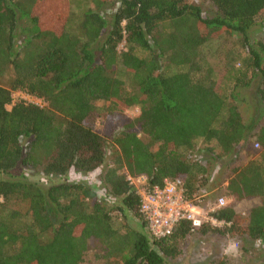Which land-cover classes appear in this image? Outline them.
<instances>
[{"label": "trees", "instance_id": "1", "mask_svg": "<svg viewBox=\"0 0 264 264\" xmlns=\"http://www.w3.org/2000/svg\"><path fill=\"white\" fill-rule=\"evenodd\" d=\"M263 13L264 0H89L78 14L70 0H0V264H81L89 251L165 264L194 232L264 242V38L250 36ZM250 86L260 111L247 118ZM18 90L44 106L8 108ZM104 118L109 133L94 128ZM138 176L150 188L179 178L203 208L221 195L260 203L215 211L227 226L182 220L155 238Z\"/></svg>", "mask_w": 264, "mask_h": 264}, {"label": "rangeland", "instance_id": "2", "mask_svg": "<svg viewBox=\"0 0 264 264\" xmlns=\"http://www.w3.org/2000/svg\"><path fill=\"white\" fill-rule=\"evenodd\" d=\"M89 3V0H70L72 10L78 14ZM202 9L209 15L215 14V8L208 1H199ZM264 13L257 19L256 24L252 27L251 38L262 39L264 38V26L262 24ZM121 47V46H120ZM7 78L4 77L0 80L1 83H6ZM241 95L246 99L247 106L244 107L245 116L248 118L251 115H257L260 111L257 109L259 105V98L255 94L254 86L241 90ZM17 97V95H15ZM20 97V96H18ZM257 109V110H256ZM139 113L137 105L130 106L125 109L121 114V119L127 120L134 118ZM105 121L100 120L96 122L94 128L101 133H109L111 123L106 121L109 118H104ZM111 120V119H110ZM259 122L264 124V112L260 114ZM200 140L196 142L195 148H199ZM199 153H196L197 156ZM26 177L30 180H41V175L26 172ZM88 180H93L96 183V177L90 175L85 177ZM98 183V180H97ZM135 184L137 182L135 181ZM209 192V191H208ZM214 193L215 190L212 189ZM211 192V193H212ZM207 194V192H205ZM258 199H244L235 201L232 199L231 204L239 212L248 213L249 210L259 204ZM93 251H89L81 264H103L97 259ZM215 256H224L232 264H264V242L261 240H251L247 238L236 239L219 234H199L194 232L188 239L184 246V251L173 259L166 260L165 264H206L210 259Z\"/></svg>", "mask_w": 264, "mask_h": 264}, {"label": "built area", "instance_id": "3", "mask_svg": "<svg viewBox=\"0 0 264 264\" xmlns=\"http://www.w3.org/2000/svg\"><path fill=\"white\" fill-rule=\"evenodd\" d=\"M19 98L39 106L45 104L36 96L18 90L12 93V102L7 107L10 108ZM255 147H258V143H255ZM130 180L139 194L140 212L146 221L148 231L155 238L169 235L182 220L189 221L196 228L202 224L215 227L229 225V222L215 217L213 213L230 205L233 197L221 195L203 208L185 198L183 183L179 178L165 179L163 185L151 188L147 186L145 176L130 178Z\"/></svg>", "mask_w": 264, "mask_h": 264}]
</instances>
